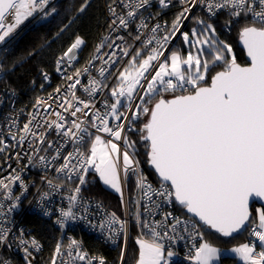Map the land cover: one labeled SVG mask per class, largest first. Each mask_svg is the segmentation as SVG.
I'll use <instances>...</instances> for the list:
<instances>
[{
  "label": "snow or ice",
  "instance_id": "snow-or-ice-1",
  "mask_svg": "<svg viewBox=\"0 0 264 264\" xmlns=\"http://www.w3.org/2000/svg\"><path fill=\"white\" fill-rule=\"evenodd\" d=\"M49 2L0 0V45L6 46L15 39L17 30L30 18L42 20L52 15L56 9L48 10ZM158 2L167 8L171 0ZM150 3L151 0H110L107 8L113 19L109 28L114 31L124 29L128 36H132L131 25L137 20L139 11L147 10ZM179 3L183 7L170 27L167 23L164 26L157 23L144 40H141V30L148 29V24L140 18L134 40L140 41L141 47L127 45L122 48V55L129 59L123 71L115 73L117 83L110 87V98L103 101L104 111L96 108L91 97L109 85L90 77L84 87L90 99L84 100L76 95L75 89L81 84L79 78L90 71L85 66L76 69L73 75L64 76L70 83L63 96H60L61 88L57 87L47 99L36 97L32 105L36 111L28 113L29 118L22 128L12 131L17 119L9 117L11 124L7 125L6 132L0 129V154H4L5 162L14 158L19 165L24 156L20 151L13 156L12 150L23 149L27 144L24 155L28 164L17 171L8 163L11 173L0 178V193H3L4 200L14 201L7 208V213L12 212L28 189L22 173L29 165L36 166L34 158L39 152L52 149L55 154L51 161L61 158L64 161L55 171L63 174L69 182L73 176L78 181L75 187H68V207L59 209L57 223L61 228L66 221L88 220L87 215H78L73 209L79 206L84 213L88 212L82 188L95 182L87 179L89 173L94 172L103 185L119 195L125 209H129V205L134 208V211H126V216L131 217L139 230L135 238L138 253L133 257V264H170L176 255L171 244L185 239V234L194 241L185 259L190 264H214L220 259L221 249L204 238L203 227L222 237L248 232L259 242L260 250L257 251L255 242H246L233 247L231 252L239 256L243 264H264V207L256 208L255 215L250 210L251 198L264 201V0H179ZM198 5L210 18L225 12V30L239 25L238 38L246 50L249 64L242 66L237 62L232 45L218 38L212 22L193 17L199 27L181 31ZM86 7L87 0H84L78 11L82 13ZM121 7L125 10L123 14L117 11ZM161 31L165 33L162 36L159 35ZM177 34L194 51H189L186 56L178 50L165 55ZM108 39L107 36L103 38L95 49L96 53ZM117 39L125 41L122 36ZM84 44L83 38L75 36L56 60V71H61L65 58L69 62L76 60ZM0 52H7V48H0ZM115 55L113 52L112 56ZM96 59L102 57L93 55L87 64L91 65ZM110 60L113 66L118 62L111 57ZM21 62L22 58L16 61ZM42 75L48 80L47 73ZM99 75L105 76L104 68L99 69ZM165 94H170L171 98ZM53 103L62 111L52 109ZM40 109L45 112L52 109L49 115L54 118L41 116ZM86 109L92 112L91 117ZM78 113L84 119L78 117ZM141 115L146 117L142 126ZM69 117L74 118L70 123ZM86 123L95 132H90L84 126ZM53 132L63 143L48 138ZM100 133L107 134L108 138ZM6 135L12 143L8 142ZM133 135L136 139L132 138ZM68 142L72 143L74 150L62 155V148ZM141 142L146 149V162L158 176L157 187H153L139 170L140 161L136 157ZM73 159L76 164L72 163ZM51 161L46 156H39L37 163L47 168ZM130 173L136 177V195L126 201L124 185ZM41 180L56 191L65 186L63 183L54 184L46 175ZM17 184L22 189L20 196L13 195V187ZM48 195L42 193L41 200ZM173 200L182 209L181 215L164 211L163 206ZM95 207L104 215L92 227L100 229L105 241L118 247L117 241L123 237L124 247L120 249L117 264H128L129 219H121L114 211L106 212L100 201L95 202ZM184 212L191 215L185 216ZM157 213L161 214L160 220L154 219ZM44 214L50 213L45 209ZM4 217L6 212L0 203V225L5 222ZM10 231L0 226V245L11 246L8 242ZM16 239L25 245V260L32 264L28 245L39 251V241L23 239V229L21 237ZM166 241L169 244L167 249ZM66 249L68 259L62 264H76V261L108 264L104 256H90L84 251L82 241L69 239ZM64 255L65 245L58 242L49 264H57V259ZM0 264L9 262L3 260Z\"/></svg>",
  "mask_w": 264,
  "mask_h": 264
},
{
  "label": "built area",
  "instance_id": "built-area-1",
  "mask_svg": "<svg viewBox=\"0 0 264 264\" xmlns=\"http://www.w3.org/2000/svg\"><path fill=\"white\" fill-rule=\"evenodd\" d=\"M59 0H50L49 2V9L55 8V5L57 4ZM183 6L179 3V0H171V3L169 7L163 8L160 6L158 0H151V3L149 6H147V10L141 9L138 13V18L133 23L129 29V31L133 32L132 36H128L127 31L124 29H117L112 30L109 28V23L113 19V17L110 16L108 12L107 6H105V28L106 33L103 35V37L95 44L94 48L88 52L82 53L81 49L77 53V59L69 62L67 58H65V61L61 65V71H56V59L53 64L52 72L47 73L46 71L39 70V78L40 83L38 90L40 91L41 95L39 97H44L47 99V96L49 93H53L54 89L57 87L61 88L60 96H63L65 94V91L67 89L69 81L64 79V76L66 75H73L76 69L83 68L85 66H88L90 71L89 73H84L79 79L81 80V84L77 85V88L75 89L76 95L80 97L81 99L88 100L90 99L88 94L84 91V87L88 85L89 78H95L98 81H101L103 84L109 85L107 88H103L101 91H98L94 97H91L93 102L96 105V108L100 109L101 111H104L103 107V101L106 98H110V87L115 86L117 83L115 73L117 70L122 71L124 66H126V62L128 61L129 57H125L122 55V48L127 45H134L136 48L141 47L140 41H135V28L136 25L140 23V18H144L145 22L148 24V29H142L143 35L141 36V40H144L147 38V36L151 35L150 29L153 25L159 23L160 25L164 26L165 23L170 27L171 21L170 18L175 15L179 11H181V8ZM118 12L123 14L122 7L117 9ZM198 13H202L205 15V17L212 19L209 17L208 13L203 9L201 6H196L193 8L192 13L189 16V19ZM56 14L55 12L52 13V15L48 16L46 19H39V18H30L28 21H26L23 25L20 26V28L17 30V33L15 34V39L12 41L17 40L20 36L23 35L25 32L24 30L28 25L31 27H37L40 25L45 24L49 19L54 17ZM219 15H225L226 13L221 11L217 14ZM216 16V17H217ZM188 21V20H187ZM184 22V26L186 22ZM184 26L182 27L181 31L184 29ZM22 30V31H21ZM229 31V30H227ZM165 33L161 31L159 35H164ZM107 36L109 37L108 40H104V47L101 48L99 53L95 52V49L101 44V41L103 38ZM118 36L125 37V41L117 39ZM180 35L177 34V37L174 38L171 43L168 45V51L165 52V55H168L171 49L175 46V43L177 41V38ZM11 41V42H12ZM113 41L115 43L112 45V47H108V44H111ZM10 42V43H11ZM8 43L6 46L0 45V48L8 47L10 44ZM155 46V43L152 45ZM147 50H145L146 52ZM115 52V56H112V53ZM2 54L3 52H0V63H2ZM107 54V55H106ZM93 55H97L102 57V59H96L92 61L91 65H88L87 62L92 58ZM111 59H116L118 62L116 65H112ZM105 61H108V63H105ZM104 68L105 69V76L99 75V69ZM42 73L48 74V80H45ZM109 73H112L113 75H109ZM34 86V82H31ZM43 85V88L41 87ZM38 97V96H36ZM35 97V98H36ZM28 99V101H23L18 96L17 92L13 90L7 80L6 76L3 72V68H0V129L5 130L7 125L11 124V118L17 119L16 127L12 129V131H16L18 128H22L23 123L27 122L29 116L28 113L36 111L32 107L34 100ZM138 103V101H137ZM21 109H23V112L21 113ZM52 109L56 111H62V109L58 108L55 103L52 105ZM50 109L48 112H45L43 109H40V115L49 119H52L54 117H51L49 113L52 111ZM89 111V117H91L92 112ZM67 115V114H65ZM78 117L81 119H84L81 114H77ZM74 119L69 117V123L70 120ZM111 123H115V121H111ZM85 127L89 128L90 132H95V129H92L89 124H85ZM100 135L104 136L106 139L107 134L100 133ZM5 138L8 140L9 143H12L10 137L7 135ZM50 140L54 141H60L63 143L61 138L56 135L55 132L51 134V136L48 137ZM31 139V137H29ZM87 139V137H86ZM116 143H120L119 141H116ZM73 145L71 142H68L64 147L62 148V155H66L67 152L73 151ZM16 151H20L21 155L24 156V158L20 161V164L18 165L16 160L13 158L7 162L4 161L3 155L0 154V168H3V171H0V178L6 177L11 173V169L8 168V163L12 165V168L19 169L23 167L25 164H28V159L24 155L25 151H27V144L24 146L23 149L17 147L16 149L12 150V155L14 156ZM54 151L52 149H49L47 152L41 151L37 154V156L34 158V164L36 166L29 167L22 173L23 179L25 183L28 185L27 192H25L22 196L20 201L18 202V207H16L12 212L7 213V208L10 206L14 201L12 200H4L3 199V193H0V203L4 205V211L6 212V217L2 218L4 219V223L0 226L11 229L9 236H8V242L11 245L10 247L5 245H0V261L7 260L9 264H28V261L25 260V252L24 247L25 245L20 244L19 239H16L18 237H21V229H23V239L25 240H31L32 238H35L37 241H39L33 234L30 229V227L26 223L27 216H35L36 218L51 223L56 231L59 234V241L63 245H65V255L63 257H60L57 259V264H62V261L65 259H68L67 257V249L66 245L69 241V239H76L78 241H82V248L84 251L88 252L84 249V238L90 237L94 240H98L99 242H102L109 246L110 248H114L116 245L105 241L104 237L101 235L100 229L93 228L92 224L98 223L101 216L104 215V212L99 211L95 207V202L100 201L104 205V210L106 212H113L105 203L99 199L97 196L90 194L88 190H86V187L82 188V196L84 197V202L86 206L88 207V212L84 213L83 209L79 206L74 211L77 212L78 215H87L88 220L84 219H77V220H71L66 221L64 224V227L61 228L60 225L57 223V218L59 216V209L60 208H67L68 207V200L67 196L70 194L68 191V187H75V183L78 182L76 180V177L73 176L72 182H69L67 178L63 174H58L55 171L56 167H59L64 161L63 159H59L56 161H51V157L54 155ZM39 156H46L48 157V160L51 161L49 166L47 168H43L40 166L37 161ZM137 158V157H136ZM138 159V158H137ZM73 164H76L77 161L75 159L72 160ZM139 170L147 177L148 182H150L153 187H157L158 183L152 181L150 177L146 174L144 169L142 168L141 164H139ZM47 176L48 179L52 180L54 184L63 183L65 186L61 188L60 190L56 191L53 189H50L46 182L41 180L42 176ZM129 176L132 177L133 183H134V196L136 195V177L133 176L131 173ZM128 176V177H129ZM127 185L128 182L124 185V194H125V200L127 201ZM22 189L19 187V185H15L13 187V195L14 196H20ZM47 192L49 195L46 199L41 200V194ZM119 196V195H118ZM155 199V197H153ZM164 211H171L174 215H181L182 210L180 207L174 202L170 204H165ZM47 209V211L50 213L49 215L44 214V210ZM124 209L123 216H121V219H129V216H126V211L128 209ZM132 210L134 211V208L132 207ZM254 214H255V208H254ZM185 215V214H184ZM186 216V215H185ZM155 220L161 219V214L157 213L154 217ZM88 221H91L92 223H89ZM129 224V230L130 226H132L134 230V236L138 235V228L135 226L134 221L130 220ZM247 242H255L257 244V251H259V242L255 241V238L250 236L248 232H246ZM129 238V237H128ZM123 242L124 247V241L123 237L117 241V244L119 242ZM193 240L189 239L187 237V234H185V239L183 240H177L175 243L171 244V250L176 253L171 258L170 264H190V261L185 259L186 255L188 254L189 250L191 249V246L193 244ZM41 248L39 251L32 248L30 245H28V250L32 253V256L29 257V260H31L32 264H38L39 257L43 252V245L39 241ZM128 243V241H127ZM166 249L169 247L168 242H165ZM89 253V252H88ZM90 255V253H89ZM91 256V255H90ZM76 264H85L84 261H76Z\"/></svg>",
  "mask_w": 264,
  "mask_h": 264
},
{
  "label": "trees",
  "instance_id": "trees-1",
  "mask_svg": "<svg viewBox=\"0 0 264 264\" xmlns=\"http://www.w3.org/2000/svg\"><path fill=\"white\" fill-rule=\"evenodd\" d=\"M84 3V0H59L55 5V16L52 17L47 23L31 27L28 25L25 32L17 40L12 41L8 47L7 52L2 54L3 72L6 76V80L9 86L15 90L18 96L23 101L33 99L36 96L41 95L39 88L40 78L39 70L52 72L53 64L57 58H59L70 43L75 39V36L79 35L84 39L85 44L82 46V53L92 50L95 44L106 33L105 26V6L110 3V0H87V7L84 12H79L78 9ZM176 16V15H175ZM174 16V18H175ZM193 17H199L212 22L217 28V35L220 40H224L231 44L233 52L237 58V62L241 65H245L243 52L238 48V28L239 25H233L231 30L224 29L225 15H219L215 18L209 19L204 14L198 13L193 15L184 26V31H190L193 27H199L195 24ZM173 17L170 18L172 23ZM67 25V28L64 26ZM64 31H61V29ZM59 33V35H57ZM181 39L179 40V44ZM179 47V45H178ZM180 50V49H177ZM185 52V50H183ZM208 51V50H207ZM206 51V52H207ZM22 58L21 63H16L18 59ZM219 70V69H217ZM31 82H34V86ZM179 94V93H178ZM168 95L169 98L170 94ZM123 111V109H121ZM146 117L141 115V125ZM136 139V136H132ZM146 149L141 142L138 145L137 158L146 174L150 179L156 183L154 173L150 169L146 162V156L144 155ZM90 181H95L86 186V190L90 194L97 196L101 199L105 205L114 211L118 216H123L124 209L120 203V199L107 190L99 179L91 174ZM127 201L134 197V183L131 176L127 179ZM181 209V208H180ZM132 210V206L129 205V209ZM182 210V209H181ZM253 215L254 211L252 210ZM186 216V212H184ZM131 220V217L129 216ZM26 223L30 227L32 234L42 243L43 252L39 257L38 264H49L55 246L59 241V234L51 223L44 222L35 216H27ZM201 231L204 232V238L214 244V246L220 249H227L235 247L241 243L247 242L246 231L231 238H223L219 234L212 230L203 227ZM132 226L129 230V238L127 243L126 259L128 264H133V257L138 253V246L135 244V236ZM119 247L116 245L114 248H110L106 244L94 240L90 237L84 238V249L87 250L90 255L104 256L108 264H117L121 247L123 242H119ZM234 261V258H223L222 262L228 264Z\"/></svg>",
  "mask_w": 264,
  "mask_h": 264
},
{
  "label": "water",
  "instance_id": "water-1",
  "mask_svg": "<svg viewBox=\"0 0 264 264\" xmlns=\"http://www.w3.org/2000/svg\"><path fill=\"white\" fill-rule=\"evenodd\" d=\"M237 45H238V48L243 52V56H244V60L246 61V64L245 65H242V66H246L247 64L250 63V60L249 58L247 57V53H246V50L244 49L242 43L239 41V38H238V41H237ZM149 165V164H148ZM150 169L152 170V172L154 173L156 179L158 180V176L157 174L155 173V170L149 165ZM177 204V203H176ZM178 205V204H177ZM179 206V205H178ZM255 206L257 207H264V201H261V200H258L256 198H251L250 199V210L252 211ZM180 207V206H179ZM187 214V213H186ZM187 215H191V214H187ZM207 228V227H206ZM209 229V228H208ZM212 230V229H210ZM213 232H215L214 230H212ZM216 233V232H215ZM244 232L242 233H237V234H233L232 237L234 236H237V235H241L243 234ZM219 234V233H217ZM220 235V234H219ZM221 236V235H220ZM222 237V236H221ZM223 238H231V237H223Z\"/></svg>",
  "mask_w": 264,
  "mask_h": 264
},
{
  "label": "rangeland",
  "instance_id": "rangeland-1",
  "mask_svg": "<svg viewBox=\"0 0 264 264\" xmlns=\"http://www.w3.org/2000/svg\"><path fill=\"white\" fill-rule=\"evenodd\" d=\"M52 19V18H51ZM51 19H49V20H51ZM48 20V21H49ZM47 21V22H48ZM46 22V23H47ZM22 31V30H21ZM182 32H184V30H182ZM181 39V43L179 44V40ZM178 45H179V47H178ZM177 49H180V50H178L180 53H181V55H184V56H186L187 55V53L189 52V51H194V49H192L191 48V46L190 45H185L184 43H183V41H182V37L181 36H179L178 38H177V41H176V43H175V46L171 49V51H173V50H177ZM183 50H185V52L183 51ZM171 51L169 52V54L168 55H170V53H171ZM206 51H207V49H206ZM125 67V66H124ZM122 71H123V69H122ZM91 174H93V175H95L94 174V172H90L89 173V175H88V177H87V179L88 178H90V175ZM97 177V176H96ZM98 178V177H97ZM102 183V182H101ZM103 185V184H102ZM87 186V185H86ZM86 186H84V187H86ZM107 190H109L112 194H115V196H117L118 198H119V196H118V194H116L113 190H111V189H109L107 186H105V185H103ZM256 208H258L257 206H255V209Z\"/></svg>",
  "mask_w": 264,
  "mask_h": 264
},
{
  "label": "crops",
  "instance_id": "crops-1",
  "mask_svg": "<svg viewBox=\"0 0 264 264\" xmlns=\"http://www.w3.org/2000/svg\"><path fill=\"white\" fill-rule=\"evenodd\" d=\"M232 248L233 247L227 249H221L220 259L215 261L214 264H226L222 262L223 258H234V261H231L228 264H243V261L239 258V256L231 252Z\"/></svg>",
  "mask_w": 264,
  "mask_h": 264
},
{
  "label": "clouds",
  "instance_id": "clouds-1",
  "mask_svg": "<svg viewBox=\"0 0 264 264\" xmlns=\"http://www.w3.org/2000/svg\"><path fill=\"white\" fill-rule=\"evenodd\" d=\"M254 210V209H253Z\"/></svg>",
  "mask_w": 264,
  "mask_h": 264
}]
</instances>
